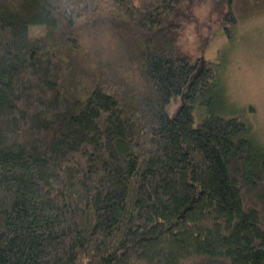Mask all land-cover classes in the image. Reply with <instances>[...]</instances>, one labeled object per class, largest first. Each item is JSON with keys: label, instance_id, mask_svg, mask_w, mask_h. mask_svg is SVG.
Listing matches in <instances>:
<instances>
[{"label": "trees", "instance_id": "16d2710c", "mask_svg": "<svg viewBox=\"0 0 264 264\" xmlns=\"http://www.w3.org/2000/svg\"><path fill=\"white\" fill-rule=\"evenodd\" d=\"M192 1L0 0V264H264V146L180 52ZM102 6L126 64L83 84Z\"/></svg>", "mask_w": 264, "mask_h": 264}, {"label": "rangeland", "instance_id": "374dc122", "mask_svg": "<svg viewBox=\"0 0 264 264\" xmlns=\"http://www.w3.org/2000/svg\"><path fill=\"white\" fill-rule=\"evenodd\" d=\"M182 14L179 48L192 60L206 58L221 61L219 81L228 96V108L253 123L254 137L264 146V0H236L238 25L232 38L224 30L222 3L217 0H193L180 8ZM113 11L102 6L92 24L82 33L75 76L87 84L106 73L107 67L126 64L116 31L107 21ZM44 32L33 26L31 35ZM104 66V70L103 67ZM111 71V70H110ZM180 99L173 101L171 112Z\"/></svg>", "mask_w": 264, "mask_h": 264}]
</instances>
